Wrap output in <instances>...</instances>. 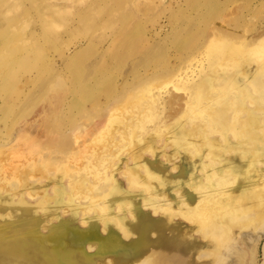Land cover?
Masks as SVG:
<instances>
[{
    "label": "rangeland",
    "instance_id": "374dc122",
    "mask_svg": "<svg viewBox=\"0 0 264 264\" xmlns=\"http://www.w3.org/2000/svg\"><path fill=\"white\" fill-rule=\"evenodd\" d=\"M261 34L264 0H0V174L8 164L14 166L16 174L23 169L18 175L0 178V204L18 207L23 202L32 206L36 219L33 237L44 235L42 239L49 240L42 251L50 258L54 251L69 256L80 250L85 255L98 256L77 264H137L138 252H143L146 264H152L153 257L148 254L153 253L148 242L154 237L151 222L158 218L168 220L178 224L180 230L187 223L181 217L167 219L164 211L153 212L139 194L147 201L158 199L161 206L172 204L181 211L186 207L183 201L187 203L188 199L194 205L192 213L198 215L192 217L190 213L191 220H205L201 229L204 238H196L199 233L195 231L196 237L189 238V245L168 250L166 264H194L200 249L203 252L197 256L196 264H224L223 258L228 261L225 264H264V237L251 261L238 239L239 227L245 222L240 215L242 210L217 205V177L208 179L197 170L202 161L208 165V152L227 149L218 143L235 144L229 128L238 125L233 115L237 111L232 109H237V99L241 103L246 99L235 93L234 104L229 99L219 108L226 111L225 122L210 123L204 110L190 111L200 109L199 98L193 93L192 104L188 103L185 86L194 69L198 72L194 82L211 85L214 81L206 72L218 71L220 66L217 58L205 55L209 45L226 44L243 54ZM199 65H203L202 71ZM234 69L216 72L219 83L229 80L248 87L261 75L257 73L258 63L250 58L240 59ZM217 91L224 96L216 86L215 97ZM137 99L138 108L125 110V104ZM255 99L257 105H264V86ZM252 112L259 118L264 116L253 109ZM258 123L264 126V119ZM175 125L176 136L171 134ZM180 128L185 129L184 136L198 137L200 141H189ZM244 129L249 132V140L255 139L264 148V127L255 132ZM143 138L164 148L157 158L170 175L178 174L174 164L189 152L188 148H194L197 160L187 166L194 167L196 182L182 188L192 191L190 197L183 193L180 198L169 191L175 195L170 202L164 194L151 195L145 187L132 186L123 170L127 163L146 173L129 154L131 146L140 150ZM212 139L216 142L211 143ZM248 139L242 138L245 145ZM140 153L153 160L150 149ZM202 154L203 160L199 159ZM24 160L27 161L23 163ZM67 166L77 169L72 172ZM254 166L264 168V164ZM36 168L45 176L32 175ZM206 171L217 173V165L207 166ZM238 171L241 180L244 172ZM100 172L104 174L99 175ZM82 177L83 185L75 186ZM164 179L159 177V181ZM68 180L74 185L69 187ZM152 185L160 189L153 182ZM111 186L116 188L114 195L106 196ZM132 193L138 194L135 201L130 198ZM132 204L148 213L149 226L141 218L131 216ZM240 204L246 206L247 202ZM218 209L225 214L221 216ZM248 213L251 216L254 212ZM238 216L240 220L236 219ZM26 221L22 220L23 226ZM261 221L254 218L252 231ZM60 225H66L64 229L72 234L56 241L58 237L49 231L58 230ZM21 227L6 226L2 239L14 241L21 236L18 246L29 247L30 241L22 238L28 234ZM142 231L147 236L140 234ZM93 239H99V244ZM53 241L58 247H52ZM128 246L133 250L126 252ZM38 247L37 243L32 245L34 251L43 246ZM56 264L61 262L57 260Z\"/></svg>",
    "mask_w": 264,
    "mask_h": 264
},
{
    "label": "bare ground",
    "instance_id": "6f19581e",
    "mask_svg": "<svg viewBox=\"0 0 264 264\" xmlns=\"http://www.w3.org/2000/svg\"><path fill=\"white\" fill-rule=\"evenodd\" d=\"M253 41L254 42L251 44L250 48L245 50L243 54H241L239 50L231 49L230 46L226 44H221V43L217 44L216 42L208 46V51L205 54L207 57L217 58L218 64L220 66V67H217V70L219 71L220 69H222L226 73L230 72L231 70L235 71L234 69L235 65L242 58L244 59L250 58L252 59V62H257L258 63L257 73L261 75L259 78L255 79L254 83L249 82L248 87L239 85L237 83H232L229 80L227 81V83H219L220 77H217L216 72L218 71L216 70H210L206 72V75H210V77L212 76V79L214 81L217 79V82H214L212 80L213 82L211 83V85H209L208 83H204L203 81H200L197 83L194 82L198 75V72H196L195 69L192 70L191 73L187 76V79L185 80L186 84L184 83L186 86L187 92H188L187 93L188 99H189L188 103L192 104L191 96L193 93L199 98L198 105L200 109L197 110L193 108L190 111L201 113V110H204L207 113V119L210 121V123L219 122L220 124H222L223 122H225L226 111L222 108L221 110L219 109L221 105H223L222 103L223 101L231 99V104H234V101L232 100L237 99L234 95L235 93H239L241 97L243 96L246 99L245 101H243V103H241L240 100L237 99V102L234 105L235 107H237V109L236 110L232 109V111H235V112L237 111L233 115H236L238 125L235 127L229 128L230 132L235 137V144L225 146L224 143H221V142L218 143L219 145L223 144V146L227 149L224 151H220V152H217V151L208 152V153H211L206 156V158L209 160L208 165L205 163L206 161L204 163L202 161L201 163L197 165V170L199 169L200 172L204 173L208 179H211V177H217L215 180V182L217 183V198H219L218 199L219 202L217 203V205L222 204L223 207H230V208L233 207L235 211H237L238 209L242 210L240 215L243 216L242 220H245V222L242 227H239L240 231L238 234V239L241 241L242 245H244L246 250L248 251L251 261L254 260L255 249L257 245L259 244L261 238L264 237V194H262L264 193V168H256L254 166L255 164H258L259 166L261 164H264V148L261 147L262 148L261 149L259 145L256 143L255 139L249 140L248 139L249 132L245 130L244 128H252V132H255L256 129L264 127L258 123L261 118L264 119V116L259 118L256 114H253L252 112V109H253L257 112H260V115L264 113V105H257L256 99H255L258 91L262 89V86H264V71H262L264 70V34L259 35ZM202 67L203 65L198 66L200 71H202ZM186 72L189 73L187 70ZM184 74L186 73L184 72ZM216 86L217 88L219 87L223 90L224 96L219 95L218 91H217V97L213 95L214 94L213 91L214 89H216ZM230 93L232 95H230ZM144 94H146V92ZM144 94L142 95L146 96ZM139 102L140 101L137 99V100L131 101L128 104H125V108H126L125 110H127V108H129L130 110L134 107L138 108ZM250 105L251 106L254 105V107L252 106V109L248 108V106L250 107ZM140 112H141V108H140ZM128 113H134V112L129 111ZM242 113L245 116L243 115L241 116ZM120 116H122V114H120ZM177 129H178V125L172 126V130L174 131V133H171V134H174V135L177 134L178 133ZM184 130L185 129H181L182 135L183 137H187V136H184L185 134V132H183ZM217 131H220V129H217ZM243 137L248 139L247 145H245L246 141H242ZM187 138L189 141L191 140L200 141V138L198 137H192V138L187 137ZM211 141H212L211 143L216 142L214 139H212ZM139 144H140V150H137L135 148V145L131 146L129 148V150H131L129 154L130 153L132 154L131 155L132 159L136 161V163H140L141 167L144 168L146 173L143 174L139 172L140 170L138 169L136 165L129 166L126 163V169H124L123 172L125 171L129 175L128 179L131 182L132 186L135 187V189H140L142 187H145L151 195L164 194V196L167 199H169L170 202L173 201V197L175 195H173L172 193H169V191H172L173 193L175 192L176 195L178 196L180 195V198L182 197L183 193H185L186 198L190 197L192 194V191L191 190L183 191L182 188H184V186L186 185L191 187L194 184V182H196V180H193V177L196 176V173H194L193 171L194 167L189 168L187 166L188 162L192 164V162L190 161L196 159L194 148H192L193 151H191V149L188 148V151L190 153L185 152L183 154V157H181L180 162L179 163L176 162L174 164L175 165L174 168L178 170V174L170 175L169 172H167V167L162 162H160V160L157 158V155L163 154L164 148L156 147L152 144L151 141L149 140L145 141L144 138L142 142H139ZM189 146H192V145H189ZM261 146H264V143H262ZM128 147H126V149H128ZM142 149H150L151 155L153 156V160L142 157L140 153ZM88 150L90 149L88 148ZM227 151H233V153L229 155L227 154ZM92 152H95L94 148ZM198 152L201 154L200 150H198ZM12 158H14V156H12ZM139 159L141 160V162H138ZM199 159L203 160V154H202V158L199 157ZM83 160H84L83 158L80 159L81 162H83ZM25 161L27 160H24L23 163ZM214 164L217 165V173H214V174L210 172L208 173L206 171V167L209 165H214ZM67 167L71 171L76 168L75 166H72V167L67 166ZM49 168L53 169V167H49ZM2 170L3 172L0 174V178L3 176L5 178H9L11 177V174H16L14 172V166L12 164L3 166ZM238 170L244 172L241 180H238L239 179ZM20 171H23L22 167L20 168V170H17L16 175H18ZM101 173L102 172H100L99 175L104 174V172L103 174ZM34 174L43 175L42 170L40 168H36L32 175ZM92 174H93V177L95 178L96 174L94 173ZM43 176H45V174ZM43 176H41V178ZM161 176L164 177L165 179L159 181V177ZM99 177L103 178L104 176H99ZM150 177H154L157 180H153ZM84 179L85 178L82 177L80 180L76 181L74 183L75 186L76 185L79 186L81 182H83L82 180ZM151 181L154 184L159 185L160 189L158 187H153ZM23 182L26 184L27 188H30V185L26 181H23ZM74 184H71L70 180L67 181V185L69 187H71ZM82 185H80V187ZM115 189L116 188L111 186L109 189V192L106 193V196H111ZM30 193H32V190L30 191ZM136 195L138 194L132 193L130 194V198L133 201H135ZM139 197L144 200L145 205L151 208L153 212L156 213L157 211H164L167 216V219H170L172 217H181L185 219L182 221L187 223V226L184 227V230H180L178 228V224L176 223L170 224L168 220L158 218L156 220H153L152 222L150 221L152 223V225L150 226H153L152 232L154 233V237L151 240L149 241L147 240V241L150 242L152 246L153 253L148 252V254H150L153 257L152 264H166L165 258L169 256L168 250H171L172 248L175 249L176 247L181 248V247H185L186 245H189L191 243L189 242V238H191L192 236L196 237L194 234L195 231L199 233V237H196V238H201V239L204 238V235L201 233V229H202V226L205 220H198L197 222H195V220H191L192 217H194L195 215L197 217L198 215L196 213L195 214L192 213L191 209L194 205L193 204L190 205L188 202V199H186L187 203L182 200L184 202L183 204L186 207L184 211H181L179 209H174L172 204L170 205V207H167V205L165 204L161 206L162 204L158 203L157 201L158 199H155V200L148 199L147 201V198L144 197L143 195L139 194ZM158 197H161V196L158 195ZM124 199L127 200L128 198L124 196ZM127 201H130V200H127ZM242 201L247 202L246 206H243L242 204H240ZM0 203H3V202H0ZM24 204L25 203L22 202V205H18V207L13 206V204L11 205L9 203L5 205L0 204V220H26V216L29 215L30 219H27L28 221L24 224V226L21 225L23 226L21 227V230L28 234V235H22L23 240L28 239L30 241L29 243L31 244L29 247L18 246L17 241L21 240V236H16L14 238V241H11V240H8L7 238L2 239L3 234L0 233V255H1L0 264H56L57 260H59L61 264H77L79 261H82V262H84V260L89 261V259L91 258L95 259L98 256V253H93L91 255H88V254L85 255L81 253L80 250H77V251L74 250L75 254L69 255V256L67 255L65 256V254L59 251H54L52 253V258H50L47 253L42 251L44 247L46 248L50 243L48 240H35L34 239L35 237H37V236L33 237V235H35L36 228L34 226V223L36 219L32 211V206L24 205ZM68 208H71V206H68ZM217 211L220 212L221 216L225 214L224 213L225 211H221L219 209ZM249 211L254 212L253 215L251 216L248 215ZM129 213L132 214L131 216L134 218H141V220L147 223L146 225L149 226L150 222L147 219L148 218L147 212H142V209L138 210L137 206L133 205L132 209L129 210ZM190 213L192 214V217H190L189 215ZM238 218L239 216L236 219ZM254 218H258L259 220H262L261 221L262 224L254 227L253 228L254 230L252 231V229L250 228V224L254 223ZM30 220H34V221L30 222ZM13 226H19V225H13ZM53 226H56V225H53ZM65 226L60 225L61 228L59 227L56 228L58 230L50 228L49 234L55 235V236L58 235L59 238H62V237L64 238L66 236L69 237V235H71L72 233L67 231V229L65 230L64 229ZM129 229L131 230L130 225H129ZM14 234L17 235V229L14 230ZM140 234L147 236V234H145V232L143 231ZM92 241H97L98 244L100 242L99 239H93ZM36 243L39 245V247L43 246L42 248L38 247L39 248L38 251H34V248H32V245L35 246ZM97 243H95V245H97ZM9 244H13L15 247L10 246ZM54 245H55V242H53L52 247ZM137 245L139 246V244ZM70 247H72V245H70ZM128 247H125L126 252L133 250V248L131 249L130 247L129 248ZM201 251L203 252L202 249L198 250L196 255L194 256V261H195L194 264L198 262L197 256L200 255ZM262 252H264V248H262ZM145 254L146 253L138 252L137 264H146L147 256H145ZM230 260H233V258L232 259L230 258ZM223 262L225 264L228 261H226V259L223 258Z\"/></svg>",
    "mask_w": 264,
    "mask_h": 264
},
{
    "label": "crops",
    "instance_id": "0c3cea01",
    "mask_svg": "<svg viewBox=\"0 0 264 264\" xmlns=\"http://www.w3.org/2000/svg\"><path fill=\"white\" fill-rule=\"evenodd\" d=\"M12 205V204H11ZM22 205V204H21ZM27 219H29V215H27L26 216V220ZM28 221V220H27ZM26 221V222H27ZM32 221H34V220H30V222H32ZM21 224H22V220L20 221V220H0V233L1 234H4L5 232H4V228H6V226H13V225H19V226H21ZM25 224V223H24ZM5 225V226H4ZM23 225V224H22ZM29 226V225H28ZM23 227V226H22ZM42 237H40V236H37V237H35L34 239L35 240H48V239H42V238H44L45 236L44 235H41ZM51 236H53V237H58V235H51ZM38 237H40V239L38 238ZM59 239H62V238H56L55 240L56 241H59ZM49 241V240H48ZM53 242H55V241H53ZM53 247H58L57 246V244L55 243V245L53 246Z\"/></svg>",
    "mask_w": 264,
    "mask_h": 264
}]
</instances>
